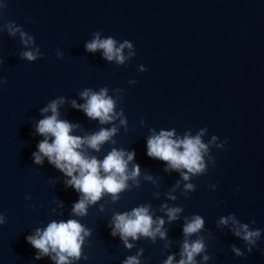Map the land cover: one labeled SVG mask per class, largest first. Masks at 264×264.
Returning a JSON list of instances; mask_svg holds the SVG:
<instances>
[{
  "label": "water",
  "instance_id": "obj_1",
  "mask_svg": "<svg viewBox=\"0 0 264 264\" xmlns=\"http://www.w3.org/2000/svg\"><path fill=\"white\" fill-rule=\"evenodd\" d=\"M8 21L35 37L43 58L22 60L19 35L0 32V77L7 81L0 87V214L7 218L0 226V264H54L50 257L35 259L37 252L26 237L52 220L71 218L92 231L82 246L88 259L74 264H122L140 248L141 264H161L179 252L184 217L196 214L205 220L201 235L211 257L208 264H264V232L248 253L230 231L231 223L218 227L221 217L234 214L241 223L255 220L250 226L264 229V0H7L0 24ZM97 31L102 38L131 41L135 58L117 66L104 60L101 51L87 53L84 45ZM58 49L63 60L56 56ZM141 65L147 71L140 72ZM130 80L138 83L130 85ZM103 87L110 89L109 95L112 89L123 90L117 111L123 110L127 131L121 127L115 145L105 144L100 153L91 154L103 159L112 147L134 150L140 187L121 194L115 204L105 195L89 206L86 217L77 218L71 212L79 194L65 188L67 178L47 160L43 166L33 163L32 153L43 139L35 135L34 125L51 100L64 96L82 104L78 92ZM59 111L61 119L80 125L83 131L76 135L102 127L68 103ZM205 127L206 143L213 135L218 143H227L224 149L212 146L215 167L209 164L207 174L188 181L196 191L185 199L187 182L146 155L147 138L150 129L157 134L175 129L178 135L191 130L195 135ZM177 182L172 193L177 199L168 200ZM210 185L216 190L210 191ZM142 204H150L154 218L165 221L162 204L184 209L178 221L165 223L170 249L164 250L159 238L156 244L141 238L129 239L136 247L127 250L119 237L111 236L113 214ZM232 245L244 256H235Z\"/></svg>",
  "mask_w": 264,
  "mask_h": 264
},
{
  "label": "clouds",
  "instance_id": "obj_2",
  "mask_svg": "<svg viewBox=\"0 0 264 264\" xmlns=\"http://www.w3.org/2000/svg\"><path fill=\"white\" fill-rule=\"evenodd\" d=\"M6 9L7 0H3L0 2V19ZM27 20L29 23H34L30 17ZM4 31L12 38L19 35L20 44L25 49L20 53L22 60L35 62L43 58L40 48L36 46L35 37L24 31L14 21L0 24V32ZM92 37L85 43V51L93 54L101 51L104 60L115 61L117 66L124 65L126 61L136 56L135 47L131 41L119 42L111 36L102 38L99 31L93 32ZM126 49L127 55H125ZM56 56L60 60L64 58V54L59 49L56 51ZM2 63L3 61H0V64ZM139 71L145 72L147 69L141 65ZM6 83V79L0 77V87ZM128 83L134 85L138 81L130 80ZM109 91L108 87L100 88L98 91L85 88L78 92L80 99L84 101L82 104L75 99L69 101L64 96L57 97L40 110L43 119L34 125L35 135L43 139L38 142L37 151L32 153L33 163L43 166L47 160L49 165L67 178L64 181L65 188H72L79 194L78 201L72 205L73 217H86L89 206L97 204L105 195L110 196L111 203L115 204L121 199V194L132 191L133 187H140L141 169L139 164L134 163L136 157L134 150L112 147L103 159L91 154L92 152L100 153L105 144L115 145L117 141L114 137L121 127L127 131V118L122 109L117 111L123 90L112 89L113 95H109ZM66 103L70 104L72 109L84 113L88 119L98 121L102 126L99 131L92 134H74L83 130L79 124L60 118L59 108ZM116 121H119V124ZM143 124L142 118L141 125ZM105 125L110 127H104ZM150 132L146 142V155L166 164L165 172H179L182 180L187 182L184 184V193H182L185 199L190 198L188 193L196 191V185L188 181L207 174L209 164L215 167V159L210 154L212 146L224 149L227 143V140L218 143L219 138L215 135L206 143L202 139L208 132L206 127L198 130L195 135L191 130L184 132L183 135H178L175 129L160 130L158 134L154 129H150ZM144 179L152 181L153 177L145 175ZM129 181H132V184H129ZM177 188H179V182L167 194L168 200L177 199L172 194ZM209 190L215 191L216 185H210ZM29 199H31L30 196H25V200ZM57 203L63 207L62 203ZM100 210L103 211V206ZM160 211L167 217V221L161 216L154 218L150 204L139 205L131 211L114 213L108 223L110 234L113 238L119 237L127 250L136 247L134 243H129V239L137 241L141 238H146L152 244H156L159 238L164 241L163 249L168 250L172 246V241L167 238L168 229L165 228V223L171 224L178 221L184 209L162 204ZM53 212H55L54 209ZM6 222V216L0 214V226L5 225ZM229 223L232 225L230 229L232 234L241 239L246 245L247 252L251 253L264 229L252 228L250 225H254L255 220H252L250 224L241 223L234 214L221 217L218 227L227 226ZM204 226L205 220L202 216L198 214L185 216L179 252L167 255L161 264H208L211 257L207 254L206 238L201 235ZM91 235L92 231L80 223L79 219L71 218L66 221L52 220L45 228H36L34 234L26 237V241L36 250L35 259L37 260L50 257L54 264H74L75 261L88 259L83 253L82 246L85 245V238ZM231 251L237 257H243L245 254L235 245L231 246ZM143 254L144 249L140 248L135 255L126 257L122 264H141ZM198 257L202 259L198 261Z\"/></svg>",
  "mask_w": 264,
  "mask_h": 264
}]
</instances>
